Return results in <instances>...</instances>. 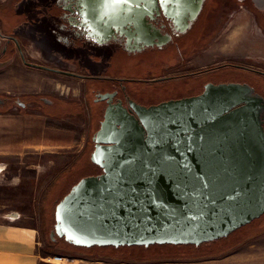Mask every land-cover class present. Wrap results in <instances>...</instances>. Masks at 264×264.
I'll return each mask as SVG.
<instances>
[{"label":"water","instance_id":"1","mask_svg":"<svg viewBox=\"0 0 264 264\" xmlns=\"http://www.w3.org/2000/svg\"><path fill=\"white\" fill-rule=\"evenodd\" d=\"M205 1L135 0L125 11L133 23L160 9L185 33ZM252 93L246 84L209 83L197 96L150 107L131 103L138 119L122 106L109 107L91 154L102 173L81 179L58 202L51 237L85 248L199 246L259 219L264 98Z\"/></svg>","mask_w":264,"mask_h":264},{"label":"rangeland","instance_id":"2","mask_svg":"<svg viewBox=\"0 0 264 264\" xmlns=\"http://www.w3.org/2000/svg\"><path fill=\"white\" fill-rule=\"evenodd\" d=\"M24 1L0 0V15L7 18L15 16ZM29 1L31 0L25 2ZM242 4L243 2L236 0H208L206 13L201 16L194 31V36L198 40L192 36L195 40L193 50L186 54L190 55L187 58L189 71L233 62L264 72V7L259 6L256 1L245 0L244 8L240 12ZM210 7L212 12L208 15ZM2 31L5 32L3 29ZM203 36L205 43L201 40ZM4 43L0 37V51ZM32 43L30 40L23 42L27 61L50 66L58 65L36 50V46ZM193 52L196 53L193 54ZM168 55L169 57L162 62L153 63L146 59L137 68L132 67L134 64L129 62L126 66L119 68L116 67L117 62L113 60L111 72L135 78H138L137 76L156 77L162 65L178 62V57L172 58L174 54ZM4 59L0 63V96H7V98L3 97L4 103L0 104V113L4 114L0 116V141H2L0 166L4 169L6 179L20 175V177L36 178L37 181L34 185L32 202H28V198H14L16 202L9 204V207L0 206V217L9 213L12 215V212H16L24 204L27 210L18 212L22 214L20 218L23 223L34 225L39 229L41 249L48 251L50 264H264V216L248 227L238 229L229 239L219 243L207 242L200 248L185 247L183 252H180L182 255L179 256L170 255L176 251L170 247L150 248L146 256L125 253L122 255L119 250L110 247L81 249L56 239V236L52 238L56 205L75 184L91 172L88 166L91 162L89 149L92 148V143L88 142H91L97 127L96 117L90 118L77 114L76 103L81 98V81L27 67L17 53L13 58L7 56ZM128 60L131 59L128 58ZM229 72L231 70L225 67L215 68V72L205 75L202 79L215 77L224 80L229 77ZM254 78L264 80V77L257 75ZM12 96L14 98L23 96L20 101L22 103L13 99ZM29 96H37L38 99L40 97L53 99L58 96L69 101L66 104L55 105L54 109L45 106L42 108L49 112L51 110L63 113L59 118H52L53 121L49 122L56 127L55 129L75 131L74 134L78 137L75 147L69 149L25 147L23 142L32 143L37 137L34 125L36 120L25 114L29 113L31 110L28 109L31 108L34 109L32 111L41 109L40 104H36L34 98ZM92 102L89 99V103ZM45 128V140L54 138V134L49 133L50 126ZM66 176H68L66 186L58 202L55 203L57 199L53 197L54 195H46V188L48 189L50 182L54 183L58 179V184ZM49 243L52 244L49 245ZM56 256L67 260L55 261L53 257ZM128 256H135V258L127 259Z\"/></svg>","mask_w":264,"mask_h":264},{"label":"flooded vegetation","instance_id":"3","mask_svg":"<svg viewBox=\"0 0 264 264\" xmlns=\"http://www.w3.org/2000/svg\"><path fill=\"white\" fill-rule=\"evenodd\" d=\"M25 1L15 16L7 18V16L0 15V37L5 42L0 51V63L7 56L13 58L17 53L23 64L30 67L24 62V58L25 61L27 59L24 55L23 45V42L30 40L36 46V50L44 54L46 58L58 63L56 66L34 64L74 75L40 70L82 82L81 98L76 103L78 107L76 110L90 118L95 116L97 123L91 142H88L89 144L92 143V148L89 149L90 155L96 145L93 137L101 128V123L109 107L116 110L122 106L138 119L131 103L150 107L163 101L197 96L205 91L206 85L209 83L214 85L246 84L253 88V95L264 98V80L254 78L255 75L264 77L263 71L233 62L190 71L187 69V58L190 55L187 56L186 54L193 50L195 40L192 36H194L196 25L201 16L206 13L208 0L205 1L198 19L185 33H180V29L175 25L173 18L165 15L160 9L155 10L151 16H145L142 20L138 18L135 21L134 15L132 16L134 21L130 23L128 13L125 11L126 6L119 7L120 11L113 16V13L110 12L111 8L100 9L99 15H97V6L90 0ZM155 6L158 8L160 2H156ZM211 7L208 8L210 10L207 12L208 15L212 12ZM204 36L206 38V34ZM204 36L201 39L203 42L205 41ZM194 38L198 40L195 36ZM195 53L193 52V54ZM168 54L171 56L174 54L172 58L178 57V62L162 65L156 77L137 76L138 78H135L124 74L116 75L111 72L113 60L117 62L116 67L122 68L129 62L134 64L132 67L137 68L146 59L153 61V63L155 61L162 62L166 60V57H169ZM221 67L231 70L227 79L215 77L202 79L205 75L215 72V68L220 69ZM156 70L158 71L157 67ZM107 93L114 94L113 98L101 100L99 95ZM3 97L7 98V96H0V104L4 103ZM29 97L34 98L36 104H40L41 109L39 110L43 109L42 106L54 108L55 105L69 102L58 96L53 97V99ZM12 98L20 102L23 96L15 98L12 96ZM89 99L93 102L89 103ZM24 107L27 108V106ZM261 116L264 121V110H262ZM88 167H90L91 172L87 176L102 173V169L92 162Z\"/></svg>","mask_w":264,"mask_h":264},{"label":"crops","instance_id":"4","mask_svg":"<svg viewBox=\"0 0 264 264\" xmlns=\"http://www.w3.org/2000/svg\"><path fill=\"white\" fill-rule=\"evenodd\" d=\"M243 2L240 6L242 12L245 0H236ZM255 1V0H253ZM52 109H54L52 107ZM61 113L55 111L35 110L26 113L25 115L34 117L36 124L35 133L37 137L29 143L23 142L25 147L30 148H73L78 140L75 136V131L55 129L54 125L49 122L52 118H59ZM77 114H83L78 113ZM4 114L0 113V116ZM84 115V114H83ZM85 116V115H84ZM53 121V120H52ZM33 123V122H32ZM45 126L49 128V133L54 134V138H49L46 141L44 137ZM58 127V126H57ZM52 129V130H51ZM56 136V138H55ZM61 136V137H59ZM80 136V135H79ZM65 138V139H64ZM82 139V137H81ZM0 141V148H1ZM78 157V156H77ZM2 166H0V170ZM4 169L0 171V206L9 207V204L15 203L14 198H28V202H32L34 195V185L36 178L20 177L14 175L12 179H6ZM27 207L22 204L19 210L12 212L14 216L4 214L0 217V264H50L48 259V251L41 249L39 229L34 225L23 223L21 220L22 212H25ZM30 208V207H28ZM21 212V213H18ZM17 215V216H16Z\"/></svg>","mask_w":264,"mask_h":264},{"label":"trees","instance_id":"5","mask_svg":"<svg viewBox=\"0 0 264 264\" xmlns=\"http://www.w3.org/2000/svg\"><path fill=\"white\" fill-rule=\"evenodd\" d=\"M67 178L68 176H66L65 178L62 179V181L60 183L57 184V182L59 181L58 179L52 183L50 182L48 184V189L46 188V195H54L53 197H55L57 200H55V203L58 202V198L61 197V192L62 190L64 189V187L66 186V181H67ZM52 191V192H51ZM51 194H50V193ZM56 195V196H55ZM264 216V215H263ZM263 216H261L259 219H261ZM259 219H256L254 221H258ZM254 221L248 225H246L245 227H248L249 225L253 224ZM234 233V232H233ZM230 234L229 236L225 237V238H221L219 240H216V241H212V242H209V243H216V242H222L226 239H229L231 236H233L234 234ZM56 239L60 240L57 236H56ZM52 240V239H51ZM62 241H64L65 243L71 245V246H74V247H77V248H81V249H93V248H113L115 250H119L122 255L125 253V254H135L136 256H146L148 253H149V249L150 248H154V247H158V248H163V247H170L171 249H176V251L170 253V255H173V256H179V255H182L180 254V252H183L182 250L185 248V247H195V248H200L202 247L203 245L207 244V243H203L199 246H196V245H171V244H165V245H159V244H156V245H151L149 247H145V246H120V247H114V246H106V247H98V246H95V247H91V248H85V247H78V246H75L73 244H70L68 243L64 238L62 239ZM53 242V240H52ZM52 243H49V245H51ZM47 245V244H46ZM48 246V245H47ZM129 257V258H128ZM127 259H130V258H135V256H128Z\"/></svg>","mask_w":264,"mask_h":264},{"label":"snow or ice","instance_id":"6","mask_svg":"<svg viewBox=\"0 0 264 264\" xmlns=\"http://www.w3.org/2000/svg\"><path fill=\"white\" fill-rule=\"evenodd\" d=\"M90 2L97 6L96 14L99 15L100 9L131 5L135 3V0H90ZM85 15H87V13H85Z\"/></svg>","mask_w":264,"mask_h":264},{"label":"built area","instance_id":"7","mask_svg":"<svg viewBox=\"0 0 264 264\" xmlns=\"http://www.w3.org/2000/svg\"><path fill=\"white\" fill-rule=\"evenodd\" d=\"M53 260L58 261V262H61V261H66L67 259H65L63 257L56 256V257H53Z\"/></svg>","mask_w":264,"mask_h":264},{"label":"bare ground","instance_id":"8","mask_svg":"<svg viewBox=\"0 0 264 264\" xmlns=\"http://www.w3.org/2000/svg\"><path fill=\"white\" fill-rule=\"evenodd\" d=\"M257 4L261 7H264V0H255Z\"/></svg>","mask_w":264,"mask_h":264}]
</instances>
